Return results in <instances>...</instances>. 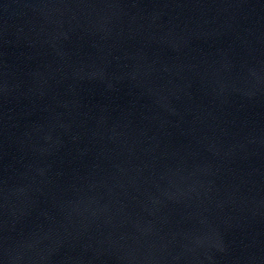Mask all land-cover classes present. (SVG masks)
I'll use <instances>...</instances> for the list:
<instances>
[{
  "label": "water",
  "instance_id": "obj_1",
  "mask_svg": "<svg viewBox=\"0 0 264 264\" xmlns=\"http://www.w3.org/2000/svg\"><path fill=\"white\" fill-rule=\"evenodd\" d=\"M0 264H264V0H0Z\"/></svg>",
  "mask_w": 264,
  "mask_h": 264
}]
</instances>
